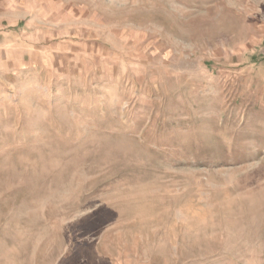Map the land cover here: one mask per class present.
<instances>
[{"label": "rangeland", "instance_id": "rangeland-1", "mask_svg": "<svg viewBox=\"0 0 264 264\" xmlns=\"http://www.w3.org/2000/svg\"><path fill=\"white\" fill-rule=\"evenodd\" d=\"M0 264H264V0H0Z\"/></svg>", "mask_w": 264, "mask_h": 264}]
</instances>
